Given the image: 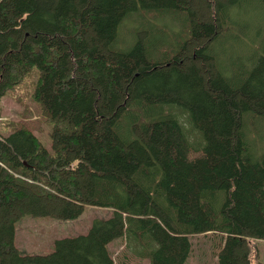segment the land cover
<instances>
[{"label": "trees", "instance_id": "trees-1", "mask_svg": "<svg viewBox=\"0 0 264 264\" xmlns=\"http://www.w3.org/2000/svg\"><path fill=\"white\" fill-rule=\"evenodd\" d=\"M240 1L0 0V97L37 65L54 149L30 120L0 133V264H134L129 248L147 264H186L194 234L218 238L217 264H251L250 237L264 238V152L252 158L243 115L264 116V44L230 75L214 51L224 33L245 32L232 13ZM139 5L187 12L186 35L167 42L162 27L150 44L143 27L118 49ZM86 204L112 214L50 252H20L24 215L76 219Z\"/></svg>", "mask_w": 264, "mask_h": 264}, {"label": "rangeland", "instance_id": "rangeland-1", "mask_svg": "<svg viewBox=\"0 0 264 264\" xmlns=\"http://www.w3.org/2000/svg\"><path fill=\"white\" fill-rule=\"evenodd\" d=\"M236 5L232 13L236 20L245 26V32L238 33L241 34L239 38L226 32L214 44V51L226 75L232 74L241 67L251 68L256 58L263 53L264 0H241ZM147 23L149 26L145 25ZM164 26H166L167 42L178 36L183 37L189 27L187 12L169 10L147 12L139 5L120 23L116 46L118 49L130 48L137 38V29L143 27H148L151 44L162 36L159 29ZM39 76L40 69L34 65L21 82L0 97V133L8 135L12 131L13 127L10 128L8 124L12 120L20 122L30 120L35 126V134L39 136L44 146L53 152L51 137L53 124L44 119L39 110V102L34 98ZM168 105L179 118L185 113L177 104ZM124 120L127 122L130 118L126 116ZM243 120L245 139L249 144L252 158L256 160L264 152V116H253L248 111L244 113ZM191 128H193L192 124L186 128L188 133ZM198 133L200 134L199 131ZM193 136L191 134V138H194ZM111 214L112 209L109 207L90 204L85 205L83 213L76 219L64 220L51 215L26 214L16 222L15 243L23 254L47 253L54 249L56 239L85 234L95 219L107 218ZM190 239L193 247L186 264H217L215 253L219 240L216 236L196 234L191 235ZM125 243L126 237L120 236L109 243V249L115 255L122 250ZM250 243L251 264H264V238L250 237ZM128 252L134 257V264H147L146 260L137 259V254L132 248H129Z\"/></svg>", "mask_w": 264, "mask_h": 264}, {"label": "bare ground", "instance_id": "bare-ground-1", "mask_svg": "<svg viewBox=\"0 0 264 264\" xmlns=\"http://www.w3.org/2000/svg\"><path fill=\"white\" fill-rule=\"evenodd\" d=\"M164 27L166 28V26H164ZM166 111H168V110L166 109ZM178 118H179V117H178ZM179 120H180V121L184 120V115H181L180 118H179ZM194 235H196V234H194Z\"/></svg>", "mask_w": 264, "mask_h": 264}]
</instances>
